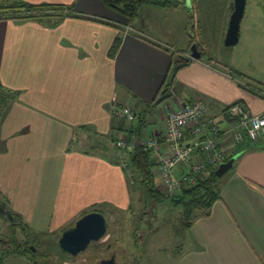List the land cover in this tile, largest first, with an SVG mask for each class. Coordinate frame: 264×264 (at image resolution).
<instances>
[{"label":"crops","instance_id":"0c3cea01","mask_svg":"<svg viewBox=\"0 0 264 264\" xmlns=\"http://www.w3.org/2000/svg\"><path fill=\"white\" fill-rule=\"evenodd\" d=\"M15 1L73 6L86 16L67 17L56 26L0 19V85L20 92L0 121V191L30 228L55 231L92 209L128 208L132 181L111 137L129 136L139 120L140 137L163 135L169 111L195 98L204 99L206 114L226 125L231 122L225 109L237 101L251 113L264 111V98L229 72L237 67L235 58L218 64L200 58L175 75L181 94L166 113L159 111L162 121L149 127L145 113L159 107L148 104L172 70L170 42L153 30L149 5L130 21L101 0H0V5ZM120 32L122 43L112 58ZM255 77L264 90V73ZM114 100L143 115L126 125L112 114ZM223 149L227 157L242 154L225 173L209 215L198 213L181 234L186 245L173 264H264V137L234 144L227 135Z\"/></svg>","mask_w":264,"mask_h":264},{"label":"rangeland","instance_id":"374dc122","mask_svg":"<svg viewBox=\"0 0 264 264\" xmlns=\"http://www.w3.org/2000/svg\"><path fill=\"white\" fill-rule=\"evenodd\" d=\"M186 2L170 8H155V5L148 4L153 9L150 20L153 30L168 38L171 45L168 48L177 56L181 53L190 56L188 53L193 40V43H199L202 50L204 48L202 60L218 64V59L225 63L228 58H235L237 67H231L233 78L245 85L251 81L252 88L255 85L262 86L255 76L264 73V68L258 64L264 63V58L260 60L264 57V0H247L241 21V38L234 46L225 45L234 0H191L189 5ZM141 7H147V4ZM253 45L258 46L252 49ZM244 71L251 73L252 77L244 74ZM168 80L172 95L156 105L159 107L157 112L146 111L149 127L156 119L162 121L159 111L166 113L176 103L175 94H181L173 70ZM88 145L89 141L82 143L84 148H88ZM127 168L132 178L134 173ZM226 177L225 174L218 177L217 185L220 186ZM155 180L159 186L160 177L156 176ZM132 183L131 205L126 209L103 207L106 213H102L108 221L107 235L100 241L92 242L77 256L63 252L59 247L62 233L72 227L74 222L59 230L39 231L29 228L20 215L19 221L12 224L15 216L14 221H11L0 213V256L5 254L0 264H99L112 255H115L117 264H173L186 245L184 240L187 232L183 230L182 209L174 204L171 197L156 202L148 196L147 187L138 182ZM4 198L5 195L0 191V203L8 207L9 202L4 201ZM7 209L14 212L9 207ZM23 223L28 225L26 231ZM26 245L34 247L32 253L35 260L25 254H16L17 249L22 250Z\"/></svg>","mask_w":264,"mask_h":264},{"label":"built area","instance_id":"2783aa9c","mask_svg":"<svg viewBox=\"0 0 264 264\" xmlns=\"http://www.w3.org/2000/svg\"><path fill=\"white\" fill-rule=\"evenodd\" d=\"M172 1L182 4L186 0ZM111 111L126 125L139 117L131 105L119 106L115 100L111 103ZM206 111L207 102L195 98L169 111L163 135H143L139 138L123 135L116 139L115 144L120 149L132 150L139 143L149 149L156 163L155 174L161 179L160 192L165 195L180 193L184 188L195 185L207 168H217L227 160L223 149L227 135L234 144L264 137V111L251 113L243 104L234 103L228 109L229 116L234 119L230 125L207 115ZM182 164L186 169H180Z\"/></svg>","mask_w":264,"mask_h":264},{"label":"trees","instance_id":"16d2710c","mask_svg":"<svg viewBox=\"0 0 264 264\" xmlns=\"http://www.w3.org/2000/svg\"><path fill=\"white\" fill-rule=\"evenodd\" d=\"M107 7L119 12L124 15L128 20L135 19L138 14L141 6L145 4H151L155 6L161 7H172L178 6V3L173 2L172 0H101ZM234 8V7H233ZM67 17H86L85 15L76 13L73 10V6L70 7L68 5H55L49 3L43 4H32L26 1H15L10 5H0V19H28L35 20L41 23H44L49 26H56L61 20ZM90 19H96L94 17H88ZM149 41V40H148ZM122 43V33L116 37L109 55L114 58L121 46ZM193 43V40H192ZM200 50H202L199 45ZM172 53V70L174 77L177 72L190 63L194 61L191 57L190 52L188 55H176ZM186 53V52H185ZM171 70V71H172ZM230 73L232 69H230ZM245 76V75H244ZM169 78V77H168ZM169 80L167 79L160 90V93L156 100L152 104H148V107H153L158 105L159 103L166 100L169 96H171V91L169 87ZM244 88L252 92L253 94L264 98V90L262 86H251L244 85ZM263 91V92H262ZM20 95L19 91H10L5 89L0 85V121L2 120L5 111L11 105L12 102L18 99ZM236 103H242V101H237ZM234 104V103H233ZM243 104V103H242ZM231 106V105H230ZM225 109V116L227 117L231 123H234V119L229 116L228 109ZM136 110V109H135ZM139 117L143 115V113H139ZM137 118V120H138ZM133 123V122H132ZM143 122L139 120L138 126L129 130V138H139V134L143 128ZM131 136V137H130ZM112 142L114 143V150L117 152L123 151L122 159L127 164L126 167H129L131 171L134 173V176L131 179L133 183L138 182L145 187H147V193L150 198H153L156 202L162 201L165 198L171 197L174 201V204L182 209V225L183 230H188L195 218L197 217L199 211L202 215H209L210 209L214 202L219 198V186L217 185L218 177L215 174V170L213 167H209L206 170V173L198 179V182L191 186L184 188L180 193L174 195H165L160 192L159 186L156 185V163L152 159V153L149 149L143 147L141 144H136V146L132 150L120 149L116 146V138L111 137ZM248 140V139H247ZM126 154V157L124 156ZM232 156V155H231ZM229 156L228 158H230ZM227 158V159H228ZM213 168V169H212ZM132 183V184H133ZM92 211H100L99 209H92ZM90 212V211H89ZM102 212V211H100ZM15 216V224L19 221V215L12 212ZM88 213V212H87ZM86 214V213H85ZM24 229L26 231L28 225L23 223ZM30 228V226H29ZM16 254H25L29 258L34 259L33 249L26 245L24 249H17ZM5 254L0 256V262L4 261Z\"/></svg>","mask_w":264,"mask_h":264},{"label":"water","instance_id":"95a60500","mask_svg":"<svg viewBox=\"0 0 264 264\" xmlns=\"http://www.w3.org/2000/svg\"><path fill=\"white\" fill-rule=\"evenodd\" d=\"M190 3L191 0H187L186 5ZM246 3L247 0H234V8L225 36V45L227 46H234L240 41L241 21L245 14ZM189 52L193 59L199 60L202 57L199 43H192ZM241 154L242 151L237 152L227 160L221 162L215 170L216 176L221 177L231 169ZM6 215L11 221H14V215L11 210L8 209ZM107 232L108 221L106 216L100 211H90L82 215L72 227L62 233L59 239V247L63 252L77 256L85 251L92 242L103 239L107 235ZM32 249L34 251V247ZM99 264H117L115 255L101 260Z\"/></svg>","mask_w":264,"mask_h":264},{"label":"flooded vegetation","instance_id":"af4514ba","mask_svg":"<svg viewBox=\"0 0 264 264\" xmlns=\"http://www.w3.org/2000/svg\"><path fill=\"white\" fill-rule=\"evenodd\" d=\"M8 207H6V205H3L2 203H0V213L3 217H7L6 215V211ZM8 218V217H7ZM9 219V218H8Z\"/></svg>","mask_w":264,"mask_h":264}]
</instances>
